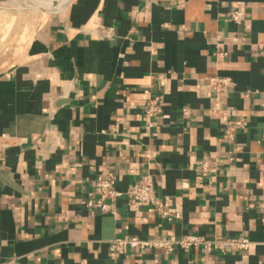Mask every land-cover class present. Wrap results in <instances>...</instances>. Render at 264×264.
Here are the masks:
<instances>
[{
  "label": "crops",
  "instance_id": "1",
  "mask_svg": "<svg viewBox=\"0 0 264 264\" xmlns=\"http://www.w3.org/2000/svg\"><path fill=\"white\" fill-rule=\"evenodd\" d=\"M23 1L0 0V264H264V0ZM109 173L122 195L86 207ZM185 235L210 249L156 245Z\"/></svg>",
  "mask_w": 264,
  "mask_h": 264
},
{
  "label": "built area",
  "instance_id": "2",
  "mask_svg": "<svg viewBox=\"0 0 264 264\" xmlns=\"http://www.w3.org/2000/svg\"><path fill=\"white\" fill-rule=\"evenodd\" d=\"M235 14V13H234ZM239 15H233L235 19L238 18ZM225 80H218L216 85L219 87H224L226 85ZM162 99L161 96L156 95L150 98L147 102L146 108V116L149 118L155 117L161 110ZM115 176L111 173L100 176L96 181V187L100 194L97 199H87L83 202V204L88 208H96V209H105L106 201L110 199H115L122 195L123 192L119 191L115 187ZM127 194L135 199L136 201L143 204H157V199L155 196L153 184L149 178H144L139 182L133 184L128 190ZM230 243L239 248H247L249 246V241L245 239H236L230 241ZM123 244H129L131 246H139L145 247L149 245L148 241H140L135 238H129L125 240H117L113 246H121ZM156 245L161 246L169 251H173L176 248L190 249L192 247H198L200 245H204L205 248L210 249L211 244L207 242L203 237L197 235H185L184 237L178 240H164L156 243ZM217 247V244L214 245ZM9 264H17V262L12 259Z\"/></svg>",
  "mask_w": 264,
  "mask_h": 264
},
{
  "label": "rangeland",
  "instance_id": "3",
  "mask_svg": "<svg viewBox=\"0 0 264 264\" xmlns=\"http://www.w3.org/2000/svg\"><path fill=\"white\" fill-rule=\"evenodd\" d=\"M24 1H27V3H31L32 2V6H31V8H33V7H35V8H37L36 7V5L35 4H39L37 1H35V0H24ZM35 3V4H34ZM22 7V6H21ZM23 7H26V5H23Z\"/></svg>",
  "mask_w": 264,
  "mask_h": 264
},
{
  "label": "water",
  "instance_id": "4",
  "mask_svg": "<svg viewBox=\"0 0 264 264\" xmlns=\"http://www.w3.org/2000/svg\"><path fill=\"white\" fill-rule=\"evenodd\" d=\"M23 5H26V7H31L32 4L31 3H27V1H23Z\"/></svg>",
  "mask_w": 264,
  "mask_h": 264
}]
</instances>
